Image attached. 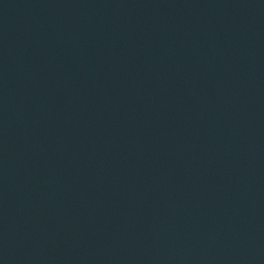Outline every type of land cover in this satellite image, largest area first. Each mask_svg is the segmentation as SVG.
Masks as SVG:
<instances>
[{
	"label": "water",
	"instance_id": "95a60500",
	"mask_svg": "<svg viewBox=\"0 0 264 264\" xmlns=\"http://www.w3.org/2000/svg\"><path fill=\"white\" fill-rule=\"evenodd\" d=\"M0 264H264V0H0Z\"/></svg>",
	"mask_w": 264,
	"mask_h": 264
}]
</instances>
